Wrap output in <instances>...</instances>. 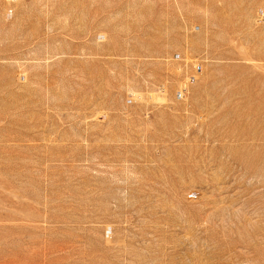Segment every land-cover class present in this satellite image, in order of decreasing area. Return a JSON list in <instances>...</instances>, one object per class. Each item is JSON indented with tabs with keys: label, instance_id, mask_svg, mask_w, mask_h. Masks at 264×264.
I'll list each match as a JSON object with an SVG mask.
<instances>
[{
	"label": "rangeland",
	"instance_id": "1",
	"mask_svg": "<svg viewBox=\"0 0 264 264\" xmlns=\"http://www.w3.org/2000/svg\"><path fill=\"white\" fill-rule=\"evenodd\" d=\"M0 264H264V0H0Z\"/></svg>",
	"mask_w": 264,
	"mask_h": 264
}]
</instances>
